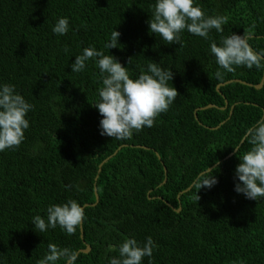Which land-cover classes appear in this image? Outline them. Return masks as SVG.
I'll return each instance as SVG.
<instances>
[{
    "label": "trees",
    "instance_id": "obj_1",
    "mask_svg": "<svg viewBox=\"0 0 264 264\" xmlns=\"http://www.w3.org/2000/svg\"><path fill=\"white\" fill-rule=\"evenodd\" d=\"M155 2L0 0V85L34 106L24 141L0 152V264H37L49 243L75 251L74 264H109L118 256L110 245L135 238L143 246L148 237L157 247L142 264H264V197L235 191L239 156L251 147L245 130L264 118V83L255 86L264 67L228 73L210 53L212 41L248 29L252 49L264 50V0H194L228 23L208 39L184 30L182 47L150 32ZM64 17L68 32L55 34ZM114 30L118 45L107 49ZM86 47L114 56L133 79L153 62L171 70L178 96L153 127L125 140L100 134V70L94 59L71 68ZM209 168L217 183L198 191ZM69 199L88 204L83 238L81 225L73 235L35 229L34 216L47 221V208Z\"/></svg>",
    "mask_w": 264,
    "mask_h": 264
},
{
    "label": "clouds",
    "instance_id": "obj_2",
    "mask_svg": "<svg viewBox=\"0 0 264 264\" xmlns=\"http://www.w3.org/2000/svg\"><path fill=\"white\" fill-rule=\"evenodd\" d=\"M228 19L223 15L206 16L199 6H194V0H156L147 23L151 33L158 34L170 45L179 44L182 47L180 34L184 30L208 39L212 29L223 33L222 25L227 24ZM68 24V18H60L52 30L55 34L65 35ZM119 36L118 31H112L110 42L105 44V48H116ZM250 39L252 32L248 29L242 36L235 33L222 36L219 46L212 41L210 53L215 57L219 68L232 73L236 67L241 66L248 69L264 67L261 64L264 50L260 53L254 51L248 43ZM67 51L65 48V52ZM92 59L100 70L103 85L97 90L99 100L93 105L103 117L100 121L101 135L117 140L130 139L134 132H140L144 127H153L157 117L166 113L178 96L177 90L168 85V81L173 79L171 70H163L153 62L148 65L147 72L141 70L138 78L133 79L130 78L128 69L114 56L106 55L94 47L84 48L82 54L75 57V62L71 65L72 72L83 71L86 62ZM215 75L223 79L221 71L218 70ZM33 107L15 92L14 85H0V152L18 148L24 141V132L29 128V121L25 117ZM244 139L251 147L239 156L241 162L235 170L238 178L235 191L242 193L247 199L257 200L264 197V118L245 130ZM235 149L239 152V147ZM214 171L215 169H207L201 173L194 187L199 191L201 188L214 186L217 183ZM197 192L195 198L199 201ZM46 211L47 221L40 215L32 218V224L39 232L59 226L68 235H73L85 216L83 207L74 199L63 204H52ZM155 247L157 245L151 237L147 238L143 246L135 238L124 239L118 248L109 246L108 251H118V256L109 258V264H142L144 257L153 255ZM62 258L66 264H74L77 253L49 243L47 254L37 264H57Z\"/></svg>",
    "mask_w": 264,
    "mask_h": 264
},
{
    "label": "water",
    "instance_id": "obj_3",
    "mask_svg": "<svg viewBox=\"0 0 264 264\" xmlns=\"http://www.w3.org/2000/svg\"><path fill=\"white\" fill-rule=\"evenodd\" d=\"M239 81V80H238ZM263 83H264V77L262 78V80H261V82L259 83V84H257V85H255L257 88H260L262 85H263ZM223 84V83H222ZM222 84H220V85H222ZM220 85H218V87L217 88H219V86ZM213 106V104H209V105H207L205 108H207V107H212ZM201 109V108H200ZM202 109H203V107H202ZM211 168H209V170H210ZM95 193H96V202L93 204V205H95L96 203H98V201H99V195H98V191H97V187H95ZM88 204H85L84 206H83V209H84V207L85 206H87ZM179 210H180V208H179ZM81 225V231H82V238H83V230H82V223L80 224ZM90 249H91V247H90V245H87V247L85 248V249H81L80 251H82V252H89L90 251Z\"/></svg>",
    "mask_w": 264,
    "mask_h": 264
}]
</instances>
